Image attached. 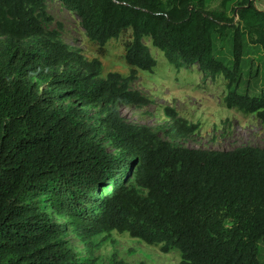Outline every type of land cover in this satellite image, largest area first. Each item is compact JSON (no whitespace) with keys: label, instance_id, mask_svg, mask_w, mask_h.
<instances>
[{"label":"trees","instance_id":"1","mask_svg":"<svg viewBox=\"0 0 264 264\" xmlns=\"http://www.w3.org/2000/svg\"><path fill=\"white\" fill-rule=\"evenodd\" d=\"M47 1L0 0V264H96L69 231L88 254L117 232L178 250L180 264H264V148L183 147L174 142L200 125L175 109H164L165 140L118 107L152 104L131 85L158 66L153 46L173 68L223 77L225 106L264 124V10L255 0H57L80 18L83 52L63 42L61 24L47 30ZM112 49L124 68H109Z\"/></svg>","mask_w":264,"mask_h":264},{"label":"rangeland","instance_id":"2","mask_svg":"<svg viewBox=\"0 0 264 264\" xmlns=\"http://www.w3.org/2000/svg\"><path fill=\"white\" fill-rule=\"evenodd\" d=\"M255 2L259 9L264 10V0ZM47 5L48 13L53 18L47 30H58L61 24L63 42L72 51L87 52V35L80 18L57 0H48ZM151 52L157 59L158 66L153 72H143L131 87L151 99L152 104L144 108L119 104L125 119L149 126L163 139L168 140L166 130L172 121L165 115L164 109L170 107L179 113L181 119L200 125L194 135L174 142L177 145L214 151H231L246 146L264 148L262 121L256 115L246 116L225 106L223 97L226 87L223 77L215 80L205 78L197 65L184 66L178 70L169 65L163 52L153 46ZM121 58L122 51L112 49L108 58L109 68H124ZM260 71L263 73V69ZM251 86L256 87V81L251 80ZM242 91H245V87ZM255 91L257 92L252 94L258 93L259 87ZM98 111L97 108L90 109L94 116ZM55 219L66 222L57 217ZM104 238L105 236L97 238L98 247L93 254H88L77 236L71 231L67 235V240L79 258L96 260V264H109L114 255L129 264H180L182 261L178 250L163 254L160 247H148L127 234L119 235L114 232L109 239ZM259 259L264 262V243L260 244Z\"/></svg>","mask_w":264,"mask_h":264}]
</instances>
